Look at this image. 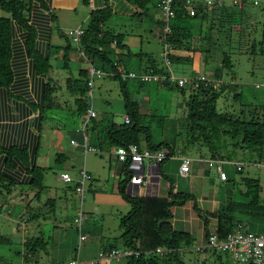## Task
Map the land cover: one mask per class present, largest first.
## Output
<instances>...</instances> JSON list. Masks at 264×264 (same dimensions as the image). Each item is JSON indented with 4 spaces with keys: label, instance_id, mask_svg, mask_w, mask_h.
I'll return each instance as SVG.
<instances>
[{
    "label": "trees",
    "instance_id": "16d2710c",
    "mask_svg": "<svg viewBox=\"0 0 264 264\" xmlns=\"http://www.w3.org/2000/svg\"><path fill=\"white\" fill-rule=\"evenodd\" d=\"M146 1L149 0H134L139 10L144 8ZM105 2L106 7L104 9L91 13L89 24L83 30L79 48L98 69L114 72L111 78L118 80L121 85L126 114L130 123L117 124L112 121L111 117L98 118L97 116V118L91 119L86 126L85 138L88 145L100 152H104L106 149L110 153L116 148H127L130 145H136L141 149L142 143H145L151 152L167 150L168 156L159 166L160 176L162 181L166 180L172 184L168 197L131 196L127 193L130 182L129 163L123 164L124 178L119 182L118 193L126 203L131 205V211L121 218L120 227L123 230L121 239L123 247L140 253L138 257L133 256L126 259L125 263L159 264L152 257L158 248L175 251L166 257L175 256V253L182 249L190 250L194 242L193 238L187 233L175 231L170 223L173 218V208L182 206L188 201L194 203L195 211L204 221L207 239L210 236L208 233L210 217L217 219L216 233L222 239L235 231L238 226L250 227L255 229L250 231L264 234L262 228L256 229L258 222H264L262 186L258 179L242 176L239 181L236 179V175L242 174V171L239 173L235 168L233 174L228 175L227 179L221 183L218 212L208 214L203 213L198 208L196 196L187 189L179 188L174 192V181L169 178L164 168L172 159L171 157L179 154V152L185 155H198L203 149L211 160L226 161L229 165L235 162L239 156L247 157L248 162H262L264 160V121L258 117L259 108L253 112L249 111L247 114L243 112L241 115L223 113L217 109V101L221 95L234 84L233 82L228 84L230 83L229 80L223 79L225 71H231L233 68L232 55L226 51V47L230 46L229 50L235 49L237 46L243 48L247 40L257 42L258 39L254 35L257 33V27H254L252 21L244 19V13L248 10L247 6L245 5L241 9L232 5L211 7L204 0L193 1L190 5H186L182 0H177L174 5L176 15L171 22L172 32L166 38V42L172 47L169 55L171 63L196 64L199 67L198 72L201 74L212 72L217 84L216 89L213 86L214 83H202L198 87L190 86L191 95L187 103L186 137L184 147L181 150L180 147L176 146V140L173 137L164 139L159 143L153 142L152 132H150L151 126L145 124L146 115L142 113L139 101L131 99L127 89L128 80L121 78L117 69L118 63L110 57V55L116 54V49L123 50L125 46L122 44V34L103 29L112 17L109 0H105ZM36 8L49 12L48 0H0V9L8 14L6 17H0V90H6L10 100L26 102L34 111H39L42 122L45 124L49 114L55 109H60L61 105L56 95L59 85L51 75L53 69L50 62L51 57L48 53L45 54L38 49V29L33 24L32 18ZM261 10L264 11V9ZM51 17L53 19V12H51ZM17 28L26 31L24 44L28 56L33 60L37 75L45 78L40 104L29 103L13 90L16 80L14 60L15 56L21 60L22 48L18 39L16 40ZM61 34L66 37L62 32ZM260 38L262 41L259 42V45L264 46V23ZM66 39L68 38L66 37ZM161 39L164 47L163 23ZM114 41L117 42V45L115 49H111ZM70 48V43L66 48L64 47L65 51ZM252 48L254 49L255 45H252ZM128 54L129 56L132 55L131 52ZM147 56L148 61L143 73L168 74L166 67L159 68L157 61L150 55ZM64 60L65 66H67V55L64 56ZM195 61L197 62L193 64ZM214 63L218 67L213 68ZM66 80V89L75 98L76 109L74 112L79 117H83L84 120L90 107L88 70H80L76 76ZM136 83L141 87L150 85L141 82ZM159 86L179 89L182 93L185 90V86H173L168 82L159 84ZM104 143L108 147H104ZM1 155L6 158L7 169L15 170L19 164L24 167L28 177V186L36 192V197L39 198L41 192L46 188L44 180L47 169L35 162L29 147L27 145L22 148L12 146L7 149L3 148L0 143ZM37 156L38 149L36 159ZM15 186H18V183L0 172V196L4 193L10 194ZM74 190L76 192V185ZM0 204L2 206V203ZM34 216H38V214ZM245 221H247L246 224ZM8 239L0 233V244L11 243V240ZM116 249L119 248L116 247ZM110 250V246L106 244L103 246L102 252L106 253ZM22 259L25 263L28 260L25 256Z\"/></svg>",
    "mask_w": 264,
    "mask_h": 264
},
{
    "label": "rangeland",
    "instance_id": "374dc122",
    "mask_svg": "<svg viewBox=\"0 0 264 264\" xmlns=\"http://www.w3.org/2000/svg\"><path fill=\"white\" fill-rule=\"evenodd\" d=\"M78 14L79 12H72L64 17V13L61 14L56 10L53 11V24L51 26L52 47H64L68 43L72 44L71 38H69L66 33L70 30L69 27L80 25V23L77 22L80 19ZM6 16H8V14L0 9V17ZM62 16L63 19L61 20ZM244 19L252 21L254 27H257V33L254 35L255 38L258 39L257 42L247 40V43L243 46L244 49L241 48L242 46H237V48L230 50V46L226 47V51L232 55L233 68L231 71L226 70L225 75H223L224 78H222L229 80L230 83L228 84L232 82L234 84L221 95L217 101V109L219 112L241 115L243 112L247 114L249 111L253 112L255 109L259 108L258 117L264 121V46L259 45V42L262 41L260 37L262 24L264 23V11L261 12L251 7L244 13ZM82 24L83 27L86 28L89 22L84 20ZM107 24V27H111L112 25H120L121 22L116 16H113ZM61 32L65 34L68 39L63 37ZM150 41L152 44L154 43L152 40ZM252 45H255L254 49ZM152 52H154L153 56L150 57L155 58L157 61H161L162 47L160 46L158 52ZM144 58L148 61L147 55H144ZM67 61V66H64L65 61L61 60L59 57L57 59L54 57L50 58L53 67L51 75L54 80H57V84L59 85L56 95L60 100L61 108L55 109L49 114L42 132L41 147L43 149H49L48 154L50 156L55 153L54 149L51 147H67L69 155L72 157L71 162L73 163V167L69 169L71 177L73 179L79 178L82 169L85 167L87 171L92 170L93 180L86 183L85 195L82 201L81 197L77 193L75 195L72 190V188L75 187V183L66 184L59 179L61 173L60 169L54 168L45 173L44 186L46 188L41 192L39 199L45 201L47 197L56 199L58 196L56 207L57 215L55 217L52 216V207L47 205V208L40 210L41 216L35 222L39 220V222L42 223L41 230L44 233V237L41 239L45 243L49 241L51 242L50 244H52L53 240L48 237H53V227L55 225L64 228V231L60 235L61 244L55 246V249L61 246L59 248V256L55 263L64 262L67 257L72 253L74 254L81 245H84L85 248V246L92 241V229L94 232L103 228V235L106 242L115 245V239L119 238L123 232L120 227L121 218L131 211L130 204L125 203L120 196H115L113 194L114 191L110 183H113L112 179L116 176V172L110 165L111 163L113 164V162L110 159L108 150L104 149V152L100 154H84L82 151L74 155V152L77 150L74 148L75 146L71 145L70 141L73 136L77 138L76 140L80 141L74 132H76L80 126L82 127L83 117H79V115L75 114V98L73 99L66 89V79L73 78L78 72L76 66H73L76 64L72 61ZM212 67L216 68L218 65L214 63ZM133 68L139 71V63H134ZM71 69L73 70L71 71ZM172 69L177 78L193 76L192 72L194 68L190 64L174 63L172 64ZM203 75L207 78L215 79L213 78L212 72H205ZM136 82L138 81L128 80L127 89L131 99L133 101H139L141 111L146 115L145 124L151 126L150 132H152L153 142L159 143L164 139H171L173 137L176 140V146L180 147L182 150L186 137L187 103L191 95V87L185 85L184 93H182L179 89H168L159 86V84H150L141 87ZM92 92L94 101L97 100L99 103L105 105L106 108V111L99 112V117L103 118L108 116L112 118L114 123H125V117L127 115L124 105L125 99L118 80L105 76L96 79ZM65 99L67 100L66 102L64 101ZM56 127H58V129H55ZM78 144L77 147H84L85 145L82 142H78ZM103 145L104 147H108L105 143ZM177 151L179 150L177 149ZM206 155L207 153L203 149L199 155L188 156L192 160L193 158H199L200 160L201 157H205ZM192 156L197 157L192 158ZM236 162L239 164L242 163L244 167L242 174L236 175L237 180L240 181L242 176H249L260 181L262 186L261 198L264 205V160L259 162L263 165L261 169H258L253 162H248L247 157L244 156L237 157ZM192 163L190 171L194 166L198 167L201 165V167H206L207 165L208 168L211 167V176L215 177L216 168L212 165L199 163L198 159L196 162ZM164 168L171 180L176 182L177 185L190 190L189 186L186 184L188 180L184 182L185 178H183L180 173L179 163H175L174 160L171 159ZM228 168L232 171L234 166H228ZM109 177L112 179H109ZM58 179L60 181H57ZM196 182L197 180L194 179L193 184ZM167 183L168 182L164 180L161 182V186L167 187ZM21 186H23L21 188L27 187L25 185ZM194 194H196V191ZM23 201L19 192L15 191H13L12 194L4 193L0 196V203H2L3 207L0 213V233L11 240V243L0 244V264H21L23 248L21 245V231H18V227L20 226L18 217L22 215L20 204H22ZM81 205L83 206V213L87 216V220L82 221L80 229L75 223V219L77 218L78 210L82 208ZM76 208L78 210L75 214L74 209ZM72 214L75 215L72 216ZM61 215H65L66 218H61ZM35 222L30 224L35 225ZM246 223L247 221H245V224ZM257 225L258 227L256 229L262 228L264 232V222H258ZM245 229L255 230L250 227H245ZM86 230L88 232H86ZM84 236H86V238H84ZM50 247H52V245H50ZM152 257H154L159 264H240L233 259L231 260L232 257L228 254L221 252L215 254L210 251L200 252L197 247L190 250H179L175 253V256L162 257L159 254H154ZM125 262L126 259L122 258L119 261L113 260L112 264H126Z\"/></svg>",
    "mask_w": 264,
    "mask_h": 264
},
{
    "label": "crops",
    "instance_id": "0c3cea01",
    "mask_svg": "<svg viewBox=\"0 0 264 264\" xmlns=\"http://www.w3.org/2000/svg\"><path fill=\"white\" fill-rule=\"evenodd\" d=\"M159 1L160 0L146 1L144 8H142V10H139V7L137 4H135L134 0H109L112 17L116 16L118 20H120L121 24L112 25V28L107 27V24V26H104L103 29L105 31L111 30L116 34L123 35L122 44L125 46V49H116V54H112L110 55V57L126 70L143 73L147 65V60L146 58H143V55L147 54L153 56L154 52L152 51L158 52L160 46L162 47V59L161 61H157L155 58L154 59L157 61L156 63L158 64L159 68H165V49L163 50L164 47L161 39L162 14L159 9ZM48 4L50 8L49 12L41 11L36 8V10L32 14L33 24L36 25L35 27H37L38 29V49L45 54L48 53L50 57H54L55 59L59 57L61 60H64V56L67 55L68 60L76 64L73 66H76V70L78 69L77 73H79L80 70H88L89 65L92 63L86 57L80 54L79 51L81 49L79 48V45L77 46L73 42L72 44L70 43L71 48L68 51H65L64 49V47L66 48L68 44L64 47H52L51 26L53 24V19L51 17V12L56 10L61 14L64 13V17L67 16L68 13L79 12L78 16L80 17V19L77 22L80 23V25L69 28L71 29L80 27L82 30H84L82 24L84 20H87L89 22L91 13L93 11L104 9L106 7L105 0H48ZM227 5L231 6L229 1L227 2ZM246 6L248 9L251 7L253 9H256L251 4H247ZM258 10L262 12L261 9ZM62 19L63 16L61 20ZM16 31V40L18 39V43L22 48L20 56L21 60L17 56H15L14 60L16 80L13 90L18 96H22L29 103L40 104L42 102V91L45 78L43 76L37 75L33 60H31L28 56L26 45L24 44L27 34L26 31L18 28L16 29ZM150 40H152L154 43L152 44ZM115 47L116 46H114L113 44L111 45V49H115ZM128 52H131L132 55L129 56ZM139 62L141 68L139 71H137L133 68V64ZM196 62L197 61L193 62V64H195ZM192 66L194 68V71L192 72V75L194 74L193 76L203 75L198 72V65L195 64ZM72 70L73 69H71V71ZM64 101L66 102L67 100L65 99ZM90 104L98 114V118L99 112L106 111L105 105L99 103L97 100L94 101V96L92 97ZM44 125L45 124H43L42 122L39 111H34L26 102H22L19 100L17 101L14 99L10 100L7 91L4 89L0 90V143L3 148L8 149L12 146L22 148L24 145H27L33 159H35V162H37L39 166L44 167L45 169H47V171L53 170L55 168L60 169L61 173L66 172L70 174L69 169L73 167V163L71 162L72 157L71 155H69L67 147H51L55 152L51 156L48 154L49 149H43L41 147V136ZM55 129H58V127H56ZM74 133H76L80 141L76 140L77 138L73 136L70 143L74 140L77 143V145H73L71 143V145L75 146L74 148L77 150L76 152H74V155H77V153L82 152L83 148L77 147L79 145L78 142L85 143L86 138L83 127L81 126ZM39 145L40 147H38ZM141 147V149H147L145 143H142ZM37 149L38 156L36 159ZM113 151L109 153L110 159L113 162V164L111 163L110 165L116 172V176L113 179L109 177V179L113 180V183H110L111 188L114 191L113 194L115 196H120L118 193V185L120 180L124 178L122 172V170L124 169V165L119 163V161L113 156ZM179 154L184 157H189L182 152H179ZM193 157L197 156H192V158ZM197 159L199 163H202L204 165L210 164L214 168H216V164L220 163L221 167L226 172L227 177L228 175L233 174L234 169L236 168L235 164L238 163L235 161L229 165L226 161L219 162L217 160H211L208 155H206L205 157H201L200 160L199 158H193V162H196ZM5 160V156L1 155L0 172L18 183V186H15V190L13 189L11 194L13 193V191L19 192L22 201L24 200L23 203L20 204L22 209L21 214L25 216L29 215V222L25 228L26 230L23 231L18 227V231H21V245L23 248V253L21 255V264L23 263V256L28 259L26 260V264H64L74 258L79 259L84 264H90L92 261H95L99 257L100 252L103 251L104 245L107 244V246H110L111 250L116 249V247L121 248L124 246L121 236L115 239L116 242L115 245H113L112 243L106 242V240L104 239L103 228L94 232L92 229V241L87 244L85 248L84 245H81L79 249H77L74 254L72 253L71 255H69L64 262L55 263L59 256V248L61 247L58 246V248L55 249V246L61 244L60 235L64 231V228L62 226L55 225L53 227V237H48L52 239L54 243L52 242V244H50L51 242L49 241L45 243L41 239L44 237V233L41 230L42 223H40L39 220L38 222L35 221H37V219H39L41 216L40 210H44L45 208H47V205L52 207V216L55 217L57 215L56 207L58 196L56 197V199L47 197L45 201H42L41 199L36 197V192L28 186V177L24 167L19 164L15 170H9L6 167ZM174 162L179 163L180 168L181 161L174 160ZM145 165L147 170L149 169L150 165L152 166L151 162L147 160L145 161ZM228 166H234L233 170L230 171ZM204 167H201V165H199L198 167L194 166L187 178H183H185L184 182L188 180V182L186 183L190 189L188 191H191V193L196 196L198 208L203 213L215 214L218 212L220 207V191L222 185L221 183L223 181L219 179L217 169L216 173L214 174L215 177H213L211 176V167L208 168L207 165L205 168ZM91 171L87 172L90 173L93 178V174ZM158 171H160V168ZM59 179L64 182L60 177ZM59 179L57 181H60ZM194 179H196L197 182L193 184ZM161 182L162 179L160 176L159 180L153 181L152 183H149L147 185L145 184V186L132 185L131 182H129L128 187L131 185V192L134 194L139 193L138 196L168 197L169 191L172 188V184L167 183V187H162ZM21 185H25L27 187L21 188L23 187ZM74 188L75 187H73L72 190L76 195ZM179 188L183 187L177 185V183L174 182V192ZM195 191L196 194H194ZM193 204L194 203L192 201H188L182 206H175L173 208V218L170 220V223L175 231L187 233V235L189 234L190 237L193 238L194 242L191 249L197 247L200 252H208L204 251V246L206 245L207 241V231L205 229V223L195 211ZM81 209L82 211H84L83 206ZM77 210V208L74 209L75 214ZM35 214H38V216H34ZM75 214H72V216ZM61 218L65 219L66 217L65 215H61ZM32 222H35V225H31L30 223ZM216 229L217 219L214 217H210L208 220V233H214L216 232ZM86 232L88 231L86 230ZM104 241L106 242V244ZM50 245H52V247H50ZM29 260L30 262H28Z\"/></svg>",
    "mask_w": 264,
    "mask_h": 264
},
{
    "label": "built area",
    "instance_id": "2783aa9c",
    "mask_svg": "<svg viewBox=\"0 0 264 264\" xmlns=\"http://www.w3.org/2000/svg\"><path fill=\"white\" fill-rule=\"evenodd\" d=\"M177 0H160L159 9L162 14V23H163V33H164V58H165V67L167 68L168 74H157V73H136L134 71H128L121 67L118 64V72L123 80H136L141 83L146 84H162L165 82L170 83L173 86L184 87L185 85L191 87H198L199 84H213L214 88H217L216 81L214 79L207 78L205 75H198L193 77H176L173 69L172 63L170 60V50L172 47L166 42L167 36H169L172 32L171 22L175 18L176 12L174 9V5ZM193 1L196 0H182L186 5H190ZM230 2V5L236 7L237 9L243 8L247 4H251L256 9H264V0H204L208 6H216V7H224L227 5V2ZM66 35L71 38L72 42L75 45H79L81 42V38L83 35V30L78 27L75 29H70ZM113 45L116 46L117 42L114 41ZM80 54L86 57L85 53L80 50ZM87 58V57H86ZM117 65V64H116ZM89 73V82L88 86L90 88L88 92L89 104L92 100V89L94 87V83L96 79H100L103 76L107 78H111L114 75V72H105L101 69H98L95 65L90 64L88 68ZM98 114L93 109L90 104V107L87 110V114L85 119L83 120L82 127L83 131L88 125L91 119L97 118ZM125 123L129 124L130 119L128 116L125 117ZM86 140V139H85ZM73 145H77L75 141L71 142ZM84 147L82 151L84 154L87 153H96L100 154L101 152L88 145L87 140L84 143ZM113 156L119 161V163H129L128 171L130 182L132 185H144L152 183L153 181L158 180L160 177V173H158V169L160 164L165 161L168 156L167 150H160L157 152H151L148 149H140L136 145H130L129 147H119L113 151ZM173 160H180V173L183 177H186L190 174V166L193 160L189 157H184L180 154L174 155L171 157ZM150 161L152 166L150 165L149 169H146L145 161ZM224 162V161H219ZM254 165L261 169L263 165L259 162H253ZM236 169L239 171H243L244 167L242 163L235 164ZM217 173L219 179L224 181L227 179V174L221 167V164H216ZM60 178L67 184L75 183L76 185V193L82 198L85 195L86 183L91 180L92 176L86 171V169H82L79 178L75 181L69 173L63 172L60 175ZM139 194V193H138ZM3 207L0 204V213L2 212ZM19 228L25 231L26 226L29 222V216L20 215L19 217ZM87 217L83 213L82 209L77 212V218L75 219V223L81 229V224L83 220H86ZM86 238V236H84ZM83 238V239H84ZM204 251H210L213 253L221 252L228 254L232 257V259L240 264H264V234L252 232L250 230H246L243 226H238V228L229 233L225 238H219L217 233H211L208 236L206 241V245L204 246ZM174 250H167L164 248H158L154 254H159L164 257L168 254H173ZM140 253L136 250L129 249L128 247H121L119 249H112L106 253L100 252L99 257L92 261L90 264H112L113 260L119 261L122 258L128 259L130 257H138ZM22 264H26L23 262ZM64 264H84L79 259L74 258L67 261Z\"/></svg>",
    "mask_w": 264,
    "mask_h": 264
},
{
    "label": "water",
    "instance_id": "95a60500",
    "mask_svg": "<svg viewBox=\"0 0 264 264\" xmlns=\"http://www.w3.org/2000/svg\"><path fill=\"white\" fill-rule=\"evenodd\" d=\"M159 170V169H158ZM158 173H160V171H158ZM160 179V177L158 178V180ZM127 193L129 194V195H131V196H138V194H134V193H132L131 192V185L128 187V189H127Z\"/></svg>",
    "mask_w": 264,
    "mask_h": 264
},
{
    "label": "bare ground",
    "instance_id": "6f19581e",
    "mask_svg": "<svg viewBox=\"0 0 264 264\" xmlns=\"http://www.w3.org/2000/svg\"><path fill=\"white\" fill-rule=\"evenodd\" d=\"M82 199V198H81ZM20 221V220H19Z\"/></svg>",
    "mask_w": 264,
    "mask_h": 264
},
{
    "label": "clouds",
    "instance_id": "9594fccd",
    "mask_svg": "<svg viewBox=\"0 0 264 264\" xmlns=\"http://www.w3.org/2000/svg\"><path fill=\"white\" fill-rule=\"evenodd\" d=\"M164 257H166V256H164Z\"/></svg>",
    "mask_w": 264,
    "mask_h": 264
}]
</instances>
